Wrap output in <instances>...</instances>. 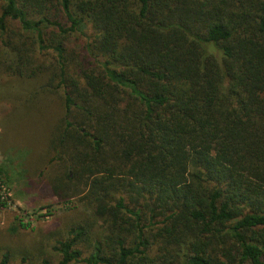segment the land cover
<instances>
[{"label": "trees", "instance_id": "obj_1", "mask_svg": "<svg viewBox=\"0 0 264 264\" xmlns=\"http://www.w3.org/2000/svg\"><path fill=\"white\" fill-rule=\"evenodd\" d=\"M0 55L60 92L55 264H264V0H0Z\"/></svg>", "mask_w": 264, "mask_h": 264}, {"label": "rangeland", "instance_id": "obj_2", "mask_svg": "<svg viewBox=\"0 0 264 264\" xmlns=\"http://www.w3.org/2000/svg\"><path fill=\"white\" fill-rule=\"evenodd\" d=\"M6 63L0 55V258L7 252V264H40L41 258L55 264L50 245L80 209L76 198L57 200L47 184L58 172L48 140L61 113L60 92L31 93L45 77L18 83Z\"/></svg>", "mask_w": 264, "mask_h": 264}]
</instances>
